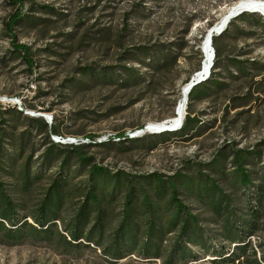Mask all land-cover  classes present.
<instances>
[{
    "label": "rangeland",
    "instance_id": "rangeland-1",
    "mask_svg": "<svg viewBox=\"0 0 264 264\" xmlns=\"http://www.w3.org/2000/svg\"><path fill=\"white\" fill-rule=\"evenodd\" d=\"M9 1L0 0L4 195L20 216L34 208L61 175L67 183L55 221L61 232L91 185L108 196L100 205L98 246L88 241L69 249L31 238L0 242V264H168L180 221L160 240L152 239L158 245L156 256L151 254L154 248L146 257L133 249L118 258L105 249L122 221L130 184L138 192L146 190L162 227L174 221L169 191L158 194L156 178L163 185L175 181L178 198L195 215L208 242V252L199 244H186L195 260L187 256L170 263L219 264L209 251H232L234 244L200 200L209 186L203 178L214 180L236 217L250 219L245 214L248 204L256 207L255 188L264 186V29L253 22L264 14L245 11L231 19L221 38L223 57L208 83L188 95L186 127L181 123L175 130L149 133L144 132L149 123L167 120L171 109L174 113L184 80L192 79L203 60L204 35L237 0H23L22 6ZM16 10L23 20L13 26V40L5 24ZM16 44L28 48L31 66ZM163 56L165 67L156 68ZM71 138L77 142L65 143ZM92 166L102 169L95 179H90ZM237 166L251 177L246 187L241 188ZM24 171L29 177L37 175L27 189L20 185ZM133 203L138 246L149 215L141 193ZM259 217L247 239V257L233 264L251 261V250L257 259L264 253V208ZM80 240L85 243L84 237Z\"/></svg>",
    "mask_w": 264,
    "mask_h": 264
},
{
    "label": "trees",
    "instance_id": "trees-1",
    "mask_svg": "<svg viewBox=\"0 0 264 264\" xmlns=\"http://www.w3.org/2000/svg\"><path fill=\"white\" fill-rule=\"evenodd\" d=\"M9 3L13 6H22L23 0H11ZM241 13L236 17L242 15ZM235 18V17H234ZM23 20L22 13L20 10H16L9 17L5 24L8 34L11 39L14 40V34L12 33L13 26L19 24ZM254 25L259 29H264V19L256 16L253 21ZM232 24L230 20L224 30L218 34L211 37V45L214 51V61L212 63V68L210 70L209 76L194 85V87L204 85L208 83V78L212 76L213 69L218 65L219 60L223 57L224 45L221 43V38L227 34L229 27ZM237 32V31H236ZM240 33V32H237ZM16 50L20 51L24 56L25 62L28 66L32 65L31 59L29 58V50L26 46L21 44H16ZM226 58H229L226 56ZM176 57L172 56L174 61ZM143 64V63H142ZM158 64V65H157ZM155 65L156 68H162L166 65V59L163 56L162 60ZM243 65L238 66L239 71ZM260 68L256 67V69ZM246 74V73H244ZM245 76V75H244ZM187 79L184 80L186 84ZM188 101V96H187ZM173 109L166 114L167 117L173 116ZM183 118L182 125L183 128L186 127L189 114L187 113ZM182 130V128H181ZM184 130V129H183ZM55 134V130H51ZM59 143V142H58ZM72 145V144H68ZM21 150V149H20ZM78 155V153H76ZM76 156V155H75ZM2 158V151L0 150V162ZM238 176L240 177V185L246 187L251 184V177L247 174L245 168L237 166ZM102 169L100 167L92 166L89 174L90 179H95L101 174ZM25 172V171H24ZM37 175L34 177H29L27 171L21 176L20 185L22 188L27 189L33 179H36ZM263 178V176H262ZM204 183L209 184L205 191V194L200 198L207 206L210 208L212 213L218 218L217 222L222 226L224 230V237L230 243L234 244L232 251H225L221 249H215L214 247L209 251L213 256H217L219 259V264H233L234 262H243L241 258H246L247 251L249 250L248 237L252 234L255 228L256 221L260 218L262 209L264 208V186L259 185L255 188V206L248 204V211L245 214L249 215L250 219H243L242 217H236L231 205L230 200L227 196H223L222 193L218 191V187L215 185L214 180L208 178L204 175ZM156 181L160 186H157L156 192L160 195L166 194L169 191L170 202L174 205V221L172 219L171 223H167L165 227L160 225L157 216L153 215V208L147 202L148 195L146 190L142 189L140 192L133 187V185L128 186V192L125 196L123 208H122V221L118 224L117 229L114 232V238L111 244L105 249L111 257H121L123 254H128L129 251L135 250L140 252L141 255L147 256L151 252L150 250L154 248L153 255H158V245L152 243V239H161V235L166 231L169 232L171 227L174 228L177 221H180L181 225L179 227V234L175 240L171 251L168 255V264L173 263L175 260H183L185 257L189 256L191 260H195L196 257L191 255L189 251L186 250V244L190 243L193 245L199 244L202 248H205L208 252L207 241L202 238L203 233L201 228L197 226V218L195 215L187 212L184 205L181 203L177 195L176 183L175 181L169 180L167 184H161V181L156 178ZM67 183L64 177L58 175L52 184L47 188L43 197L40 199L39 203L35 205L30 211L17 215L15 212V205L10 200V197L4 195V187L0 182V242L7 244H16L26 241L27 239H38L46 241L47 243H57L62 244L63 247L69 249H79L81 246H86L88 241H94L97 246V238L101 235L102 224L101 220L103 218V211L100 209L101 202L104 198L108 196L103 190L98 189L96 185H91L89 190L85 192L84 201L82 205L74 212L70 221H68L63 226V231H58L56 228V220L60 218L61 206L64 202V189ZM89 186V185H88ZM87 188L83 186L82 188ZM164 187V189H160ZM98 190V191H97ZM136 193H141L143 197L144 204L146 206V212H148L149 217L145 219L144 223L146 225V230L144 235L139 239L141 245L136 244L135 241V230L137 227L133 225L132 215L134 213V197ZM106 194V195H105ZM247 200L246 197H243ZM28 219L30 221H28ZM240 220L238 222L237 220ZM92 222L87 229V224ZM170 225V226H169ZM133 227L135 230H133ZM132 230V231H131ZM65 233V234H64ZM96 236V238H95ZM85 243H81V238ZM251 256L253 259L251 261L246 260V264H264V253L257 259L255 257V251L251 250ZM215 260V259H214ZM171 262V263H170Z\"/></svg>",
    "mask_w": 264,
    "mask_h": 264
},
{
    "label": "bare ground",
    "instance_id": "bare-ground-1",
    "mask_svg": "<svg viewBox=\"0 0 264 264\" xmlns=\"http://www.w3.org/2000/svg\"><path fill=\"white\" fill-rule=\"evenodd\" d=\"M257 8L258 10H260L261 12L264 13V2L261 0H237L235 1L231 6H229V8L227 9V11L223 14V16L220 18V20L213 25L211 28L214 29L216 27L220 26H227L228 22L231 19H228V16L236 11L245 9V8ZM228 20V21H227ZM210 30L208 31V33H206V35H204V40L202 42V52H203V60L200 64L199 69L197 70V72L193 75L192 77V81L199 79L200 77H204L206 76V74L210 73V70L212 68V65H210V63L213 61V59H211V50L210 48L212 47L211 45V41H208V35H209ZM213 32H211V37H213ZM210 37V39H212ZM207 76V77H208ZM206 77V78H207ZM186 86V84L183 85L182 89ZM187 91H182L181 90V96H180V100L178 101L177 105L175 106L174 109V114L172 117L167 119L166 125H178L180 123H182L184 114H185V105H186V101H187V96H188ZM161 125V123H149L147 128H145L144 132H151V133H157L158 131L156 130L159 126ZM55 141V140H54ZM61 143V142H59Z\"/></svg>",
    "mask_w": 264,
    "mask_h": 264
},
{
    "label": "water",
    "instance_id": "water-1",
    "mask_svg": "<svg viewBox=\"0 0 264 264\" xmlns=\"http://www.w3.org/2000/svg\"><path fill=\"white\" fill-rule=\"evenodd\" d=\"M245 11H256V12H261V11L258 10L257 8H253V7L250 8V7H249V8H245V9H242V10H239V11H236V12L230 14V15L228 16V19H232V18L236 17L237 15H239L240 13L245 12ZM261 13H263V12H261ZM263 14H264V13H263ZM227 21H228V20H227ZM224 28H225V26L222 27V26H220V25H219L218 27L214 28V29L210 28V29H209L210 32H209V35H208V41H209V42L211 41V39H210V37H211V32L214 33L213 35H218V34H220V33L224 30ZM209 30H208V31H209ZM208 31H207V33H208ZM210 50H211V59H213V57H214V51H213V48L211 47ZM210 65H212V62L210 63ZM207 76H208V73L206 74V76H204V77H200V78L197 79V80L192 81V79H191L189 82L186 83V86L182 89V91H187V92H189L190 89H191L194 85H196L197 83H199V82L205 80ZM166 122H167V120H164V121L160 122L161 125H160L156 130H157L158 132L168 131V130H175V129H177V128L181 125V123L178 124V125H166Z\"/></svg>",
    "mask_w": 264,
    "mask_h": 264
},
{
    "label": "built area",
    "instance_id": "built-area-1",
    "mask_svg": "<svg viewBox=\"0 0 264 264\" xmlns=\"http://www.w3.org/2000/svg\"><path fill=\"white\" fill-rule=\"evenodd\" d=\"M58 138V137H57ZM60 138V137H59ZM62 140L63 139H61V141L59 140V141H57V142H62ZM77 141H76V139H74V138H71V139H68L65 143H67V144H73V143H76Z\"/></svg>",
    "mask_w": 264,
    "mask_h": 264
}]
</instances>
